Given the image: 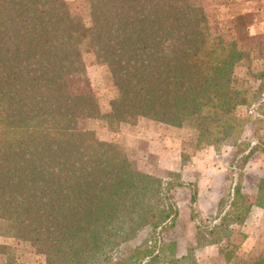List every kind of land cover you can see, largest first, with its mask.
I'll return each mask as SVG.
<instances>
[{"label": "trees", "instance_id": "1", "mask_svg": "<svg viewBox=\"0 0 264 264\" xmlns=\"http://www.w3.org/2000/svg\"><path fill=\"white\" fill-rule=\"evenodd\" d=\"M86 1L89 27L65 0H0V237L30 245L46 264H196L159 235L174 225L171 191L183 184L138 171L115 144L79 130L78 115L190 126L197 149L232 146L242 168L264 158V139L243 141L250 120L263 122L264 71L252 75L256 90L238 88L236 69L252 53L213 36L191 0ZM88 57L108 67L116 89L106 115L93 93L70 88ZM256 103V117L239 113ZM255 206L264 209V179ZM218 209L199 228L203 244L223 243L226 264H264L232 243L251 209L240 186ZM146 226L149 239L124 253ZM10 248L0 245V264Z\"/></svg>", "mask_w": 264, "mask_h": 264}, {"label": "rangeland", "instance_id": "2", "mask_svg": "<svg viewBox=\"0 0 264 264\" xmlns=\"http://www.w3.org/2000/svg\"><path fill=\"white\" fill-rule=\"evenodd\" d=\"M65 1L73 18L89 27L87 1ZM191 3L204 9L213 36L235 42L239 49L252 53L250 60L236 69L235 77L238 88H247L251 92L256 90L258 82L252 75L264 71V0H191ZM68 80L73 93H93L102 114L110 112V102L117 93L105 64L88 57L85 71L69 76ZM260 98L264 101V93ZM257 109L258 103L239 109V113L251 114L254 118ZM261 113L264 114V107ZM152 123L145 118L132 117L115 126L106 119H88L84 113H79L77 118L79 130H90L98 140L115 144L138 171L164 181L172 178L174 184H183L171 191V199L177 209L174 225L159 234L163 243L175 244L176 258L187 256L192 251L196 264H226L220 251L224 244L204 245L199 228L203 222L215 218L220 200L229 201L236 186H240L244 202L251 206L245 222L233 226L236 234L232 243L236 246L237 256L264 257V209L255 206L257 187L264 179L263 156L254 155L241 168L240 155L232 146L199 150L196 148L197 132L190 126L157 125L159 130L151 133V126H156ZM256 129L258 133L255 135ZM256 136L264 139V116L263 122L252 119L247 123L243 141L257 142ZM159 140L162 148L155 147ZM174 149L179 153L173 155ZM153 230L149 226L140 229L137 236L126 243L124 253H130L134 247L148 240ZM0 245L11 247L7 253L8 264H46L44 257L26 243L0 237ZM155 264L165 263L159 261Z\"/></svg>", "mask_w": 264, "mask_h": 264}, {"label": "crops", "instance_id": "3", "mask_svg": "<svg viewBox=\"0 0 264 264\" xmlns=\"http://www.w3.org/2000/svg\"><path fill=\"white\" fill-rule=\"evenodd\" d=\"M227 20H229L230 21V18L228 17L227 18ZM152 125H156V126H151V133L152 132H157V130H159V126H157V125H160V127H161V125L162 126H167V125H163V124H160V123H156V122H153L152 123ZM169 127H171V126H169ZM139 141V140H138ZM150 146H151V144H150ZM155 147H157V148H162V145H161V140H159V143H157V145L155 146ZM179 152H176V150L174 149L173 150V155H176V154H178ZM159 155H158V157H160V153H158ZM180 160V159H179Z\"/></svg>", "mask_w": 264, "mask_h": 264}]
</instances>
